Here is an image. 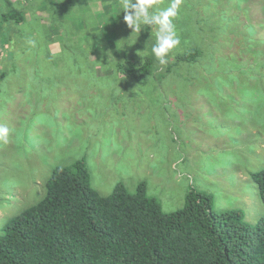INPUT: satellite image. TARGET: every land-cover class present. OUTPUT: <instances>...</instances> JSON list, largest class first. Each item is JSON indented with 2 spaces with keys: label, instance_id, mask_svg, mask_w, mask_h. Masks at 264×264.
<instances>
[{
  "label": "rangeland",
  "instance_id": "1",
  "mask_svg": "<svg viewBox=\"0 0 264 264\" xmlns=\"http://www.w3.org/2000/svg\"><path fill=\"white\" fill-rule=\"evenodd\" d=\"M38 1L0 0V14L14 9L25 20L5 40L0 32V128L8 129L0 139V229L44 196L54 168L81 159L102 196L118 182L130 193L144 182L168 213L182 208L196 183L217 211L240 209L250 224L264 216L249 176L264 168V0H183L175 20L181 45L170 53L195 38L202 45L201 32L184 24L191 19L216 35L202 38L207 58L180 67L168 56L171 73L152 82L139 72L125 89L116 69L102 71L117 57L112 43L123 38L121 53L141 43L116 20V0H86V17L78 0L53 8L54 38L45 26L51 0ZM69 42L81 50L62 57L61 43Z\"/></svg>",
  "mask_w": 264,
  "mask_h": 264
},
{
  "label": "trees",
  "instance_id": "2",
  "mask_svg": "<svg viewBox=\"0 0 264 264\" xmlns=\"http://www.w3.org/2000/svg\"><path fill=\"white\" fill-rule=\"evenodd\" d=\"M64 1L63 4L60 0H51L46 9L50 19L44 25H49L46 28L49 37H53L52 31L57 26L49 24L50 20L55 22L51 10L71 3ZM85 1L78 0L86 17L89 12L82 5ZM35 3H40V0ZM184 3L181 0V4ZM115 5V18L120 23L124 20L123 0H116ZM163 5L164 0H160L156 7L162 9ZM204 8L200 14H196L202 19L205 16ZM13 10L0 14V32L4 40L11 29L25 22ZM185 10L181 14L184 15ZM224 14L222 10L220 15ZM184 24L193 32L197 29L201 32L202 45L196 43L195 38L184 44L185 48H181L179 54L169 53L173 65L176 58V65L180 67L200 58L206 59V51H203L206 46L202 38L205 44L208 39L216 38L214 33L204 34L206 29L197 21L193 23L190 19V24ZM9 26L11 28L7 30ZM137 33L141 43H131L129 50L123 53L117 50L124 44L123 38L117 44L112 43L111 53L117 57L110 61L108 69L107 63L102 65L105 76L108 71L112 74V68L113 72L115 69L119 72V77L125 80L121 83L122 88L126 85L130 88L132 83L140 80L139 72L156 82L162 72L172 71L171 64L167 62L161 65L151 51L156 44L157 29L141 25ZM191 37L194 38V35ZM72 43H61L62 57L75 56L76 51L81 50ZM148 44L150 50L146 47ZM210 49L206 48L208 51ZM139 53L140 58L137 56ZM8 54L11 56L10 52ZM86 55L84 51V58ZM51 56L48 52L47 57ZM142 59L144 61L141 62ZM194 64L191 62V65ZM33 66H36L35 63ZM0 78H5V75ZM110 80L108 87L112 88L116 75H111ZM119 95L127 97L126 91ZM185 95L182 94V101ZM117 96L108 101H116ZM32 101L40 100L34 98ZM51 173L45 184L44 196L10 218L0 229V264H264V216L255 224H250L240 209L217 211L211 195L202 191L196 183L189 185L182 208L166 213L158 198L147 195L144 182L138 184L135 193L128 192L124 184L118 182L111 194L100 195L90 185L83 159L66 167L54 168ZM249 176L264 206V168Z\"/></svg>",
  "mask_w": 264,
  "mask_h": 264
},
{
  "label": "clouds",
  "instance_id": "3",
  "mask_svg": "<svg viewBox=\"0 0 264 264\" xmlns=\"http://www.w3.org/2000/svg\"><path fill=\"white\" fill-rule=\"evenodd\" d=\"M157 4L158 0H123L124 22L133 31H138L141 25L156 27V44L151 51L159 63L165 65L169 53L180 44L173 20L178 15L181 0H171L163 9H158ZM7 136L8 129L0 128V139L6 140Z\"/></svg>",
  "mask_w": 264,
  "mask_h": 264
}]
</instances>
